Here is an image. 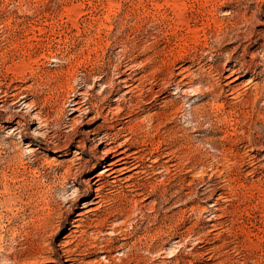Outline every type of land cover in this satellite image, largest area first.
<instances>
[{
  "label": "rangeland",
  "instance_id": "374dc122",
  "mask_svg": "<svg viewBox=\"0 0 264 264\" xmlns=\"http://www.w3.org/2000/svg\"><path fill=\"white\" fill-rule=\"evenodd\" d=\"M81 93L143 168L76 241L99 169L63 174L80 141L109 158ZM0 94V264H264V0H0Z\"/></svg>",
  "mask_w": 264,
  "mask_h": 264
},
{
  "label": "bare ground",
  "instance_id": "6f19581e",
  "mask_svg": "<svg viewBox=\"0 0 264 264\" xmlns=\"http://www.w3.org/2000/svg\"><path fill=\"white\" fill-rule=\"evenodd\" d=\"M232 74L237 77L235 79V82L242 78L240 69L234 70L232 72ZM121 79H122V77L119 80L121 81L120 83L124 85V89L131 91L133 89V84H134L133 81L129 80V79H127V80H121ZM232 90L234 91V89H232ZM129 92H127V94ZM16 95L17 94L15 93L12 96L15 97ZM79 95L82 99L76 98L74 101H72V105H71L72 114L79 112L83 115H87V114L95 111L94 110L95 107L93 109L92 105L88 101H84L83 97L86 96V94L81 93ZM12 96H9L7 94H5V95L3 94V96H2L0 94V103L5 104L6 103L5 98H7V97L9 98ZM108 119H109L108 113L104 114V111H97L96 110L95 116L90 121L96 122L99 120H103V123L101 125H99L96 129H94L92 132H89L90 136H88V138L90 140L92 138L93 142L97 143V147L105 146L107 149H106V152L103 153V155H106L109 158L106 160H105V158H102L103 160H105V162L103 164H100V165L88 170L90 168L91 163L93 162V158L91 160H86L84 158V154H86L83 151V150H85V146H84L85 141L84 140L80 141V142H78L79 145L76 147V151H78L77 156H76L77 158L74 160V162H72L71 164H69L67 166V168L65 169V172L63 174V176L66 180L69 179V177H74L73 180H74L75 184L79 185L80 187L82 186V183L83 184L85 183L88 190H92L93 193L95 194V198H94L93 202L84 204L82 207L78 208L77 211H79V212L74 216L75 218L70 222L71 227L73 229H75V231H73V233L71 235L74 236V239L76 238L75 239L76 241H77V238H79V237H77L78 234L85 235L88 230L92 229L94 218L97 217L96 214L99 211H101V208L104 206L103 203H104V200L106 197L104 194V191L107 190L106 188H108V187L112 188L113 186H117L119 184H122V182L130 181L133 178V176H135L139 173L141 174V170L143 168V166H142V163H143L142 153H143V151L140 149V147L134 146L132 144L133 140L131 138L132 136L130 135L131 133H129L123 126L121 128H117V126H115L112 122H109ZM70 121H71V123L75 122L74 119H71ZM44 122L45 121L43 119L39 118L37 123L40 127V126H42V124ZM140 128H141L140 125L135 127L136 130H138V129L140 130ZM131 132H133V131H131ZM55 151H56L55 153H64L59 148H56ZM33 154H36V151H33ZM110 156H112V157H110ZM165 158L168 160L167 162H165L166 164H169L172 162V158H170V154H168ZM159 160H156L153 162L156 163V162H159ZM95 169H99L100 172L98 171L97 174H94L92 177L89 178V180H87L85 182H82V183L79 182V180L85 174V172L90 173V172H93ZM131 173L133 174L132 176L125 177L127 174H131ZM84 176H86V175H84ZM127 187H131V186L129 185ZM71 189H74V186ZM76 193H77V191L75 190V192L73 194H76ZM88 194L90 195L91 192L85 194V196H87ZM74 207H75V204H72L70 212L75 211ZM46 224L48 225L47 221H45V225ZM75 240L73 242H75ZM124 240H126V239L124 238ZM107 244L102 251L105 255H107V257H106L107 261H104L105 263H101V264H113L112 260H114V258L116 257V256L111 257L110 254L113 251H112V249L109 250V248L112 245L110 246ZM65 247H63L61 252L63 253V255H62L63 258L66 259L65 260L66 264H80L79 260H77L75 257H73L74 252H71L69 249H66ZM121 247H123V248L129 247V248H131V250H133V249L137 248V243L135 242L134 244L130 245V244H127L125 242ZM76 251H77V249H76ZM85 252H88V250H86ZM41 253H44V252L42 251ZM76 255H80V254H76ZM38 260H39V258H38Z\"/></svg>",
  "mask_w": 264,
  "mask_h": 264
}]
</instances>
